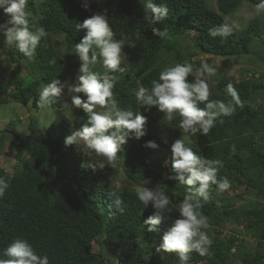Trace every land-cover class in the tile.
<instances>
[{
  "label": "trees",
  "instance_id": "trees-1",
  "mask_svg": "<svg viewBox=\"0 0 264 264\" xmlns=\"http://www.w3.org/2000/svg\"><path fill=\"white\" fill-rule=\"evenodd\" d=\"M241 1L217 0L218 11H214L205 6V0H152L155 5L168 8L166 20L155 25L169 31L171 38L162 40L153 35V26L143 20L146 0H87V8L86 0H28L30 25L43 27L48 37L41 40L29 60L15 46L6 45L0 36V104L14 100L23 105L31 103L38 110L36 101L45 84L56 78L63 82L69 70L74 71L76 78L80 61L75 55V44L85 35V30L76 29V23L106 10L115 39L123 33L130 35L136 45L123 48L126 57L121 67L126 70L112 73L116 78L113 91L122 109L147 117V134L139 140H128L124 151L118 154L117 168L105 166L93 172L80 165L96 158L83 157L74 145L64 143L72 130L87 121L82 109H76L73 122L62 115L46 129L30 122L29 131L23 135L19 134L16 121L9 120L0 132L14 138L18 165L11 173L0 166V178L10 184L0 198V258H5L4 249L19 238L27 240L38 255H47L49 264H176L175 254H156L155 247L178 218L175 206L186 194V186L166 178L172 173L170 165H165L166 160H171L172 143L183 139L198 155L221 160L223 168L218 179L227 177L231 181V188L223 193L213 185L210 200L202 201L201 211L209 218L207 232L213 244L204 256L190 253L188 264H264V106L250 103L253 97L261 96L264 81L258 77L236 80L218 72L208 78L210 99H231L226 86L232 83L243 107H237L230 117L218 118L207 136L182 133L178 117L170 124L164 119L152 123L158 108L143 107L135 97L138 87L150 88L162 70L176 63L193 66L192 58L200 54L218 57L248 53L256 34L253 20L241 33L234 31L224 44L208 35V30L221 24L223 15L234 11ZM246 1L254 5L260 2ZM40 14L46 19H35ZM7 19L0 9V22ZM184 35H189L193 48L180 41ZM58 36L63 38L64 50L55 42ZM54 58L56 63L51 64ZM93 71L104 74L106 70L98 63ZM149 140L155 141L159 150L145 147ZM233 145L235 152L230 150ZM118 175L132 185L117 187L113 179ZM136 186L159 187L172 200L173 213L165 214L166 221L157 232H148L143 225L155 209L136 198ZM234 191L249 192L250 196L235 204ZM111 193L123 200L122 215L110 207ZM228 223L233 227L226 234L224 227ZM246 238L254 243L251 251L243 249ZM240 250L238 262H233Z\"/></svg>",
  "mask_w": 264,
  "mask_h": 264
},
{
  "label": "clouds",
  "instance_id": "clouds-1",
  "mask_svg": "<svg viewBox=\"0 0 264 264\" xmlns=\"http://www.w3.org/2000/svg\"><path fill=\"white\" fill-rule=\"evenodd\" d=\"M87 6L86 0L84 7ZM0 9L8 17L6 21L0 22V36L4 38L6 45L15 46L19 53L31 60L41 40L47 39L48 33L43 27L30 25L28 0H0ZM262 14L264 0L254 6L251 15L255 18ZM167 16L166 5L157 6L152 0H146L143 4V20L153 26V35L162 40L171 38L169 31L167 28L161 30L155 25L165 21ZM35 19L44 20L46 17L40 14ZM76 29L85 30V35L75 44V55L80 61L75 82H62L57 78L51 80L41 88L36 107L47 109L59 104L61 108H67L69 103L62 100L64 90L67 89L71 106L82 109L87 121L66 136L65 145H74L83 157L96 158L84 160L80 165L83 169H91L93 172L105 166L115 169L119 163L118 154L124 151L123 146L128 140H139L147 134V117L131 109H122L113 91L116 78L112 73L126 70L121 67L126 57L123 48L126 45L135 48L136 45L130 35L121 33L120 39H115L116 34L108 22L106 10L104 13L93 14L82 23H76ZM238 29L237 22L225 17L221 24L208 30V35L213 39L219 38L221 44H224ZM135 38H140L139 31L135 33ZM50 63L55 64V58ZM98 63H102L106 70L104 74L93 71ZM216 73L217 68L207 62H201L198 68H194L191 63H176L162 70L158 79L151 81L150 88L138 87L135 97L143 107H157L164 114L166 123L170 124L178 117V127L182 133L207 136L218 118L230 117L235 114L237 107H243L232 83L226 86L231 99H210L212 93L208 78ZM200 104L205 107L201 108ZM144 146L153 150L160 148L152 140L147 141ZM230 150L235 152V145ZM170 154L171 160H166L165 165H170L172 174L166 178L186 186V194L175 206L178 218L163 233L162 242L156 245L155 253L175 254L176 264H188L190 253L204 256L213 244L207 232L210 227L209 218L201 211L202 201L210 200L213 185L218 192L223 193L231 188V181L227 177L218 179L219 170L223 168L221 160L198 155L186 146L183 139L172 143ZM9 187V182L0 178V198L4 197ZM135 195L143 205L147 207L151 204L155 209L153 215L144 219L143 225L148 232L159 231L166 221L165 214L173 213L172 200L159 187L153 189L136 186ZM110 196V207L115 209V213L122 215L125 211L123 200L115 193ZM3 256L5 258H0V264H49L47 255H38L27 240L19 238L4 249Z\"/></svg>",
  "mask_w": 264,
  "mask_h": 264
},
{
  "label": "rangeland",
  "instance_id": "rangeland-1",
  "mask_svg": "<svg viewBox=\"0 0 264 264\" xmlns=\"http://www.w3.org/2000/svg\"><path fill=\"white\" fill-rule=\"evenodd\" d=\"M205 6L208 9L218 11L217 0H205ZM254 4L242 0L237 8L228 13L224 14V17H229L230 20L235 21L239 24V29L236 33H241L247 28L249 23L253 20L256 23L255 32L252 36L250 43V50L248 53H240L233 56H218L211 57L205 54H200L194 59L193 66L198 68L201 62H207L209 65L216 67L218 73H224L231 79L241 80L246 77H258L261 81H264V14L252 18V12L254 11ZM63 38L58 36L55 37V42L59 45L60 50H64L62 45ZM180 41L186 44L188 48L192 47V42L189 35L181 37ZM72 69V68H71ZM23 75V74H22ZM75 82V73L73 70L66 71L64 81ZM261 96H255L251 99L250 103L256 107L258 104L264 106V88L262 89ZM63 101H67L69 106L67 108L50 107L47 109L36 110L31 106V103L23 105L14 100H9L6 103L0 104V130L3 129L5 124L9 120L16 121V126L19 134L23 135L29 131L28 125L30 122H35V125L39 129H46L51 122L56 121L60 116H64L65 119L74 121L76 109L71 106V99L67 93V89L64 90ZM61 118V117H60ZM164 119V114L159 111L157 118L152 123H159ZM154 125V124H153ZM151 127V126H150ZM0 166L7 171V173L13 172L17 168V162L14 158V149L12 135L10 133L0 132ZM14 139V138H13ZM17 164V165H16ZM16 165V167H15ZM101 181L105 178L100 177ZM113 181L117 187L122 185H132L124 176L118 175ZM236 197L233 199V203H242L243 199L250 196L249 192L234 191ZM231 223L225 224L224 233L231 231ZM239 227V226H238ZM241 227V226H240ZM246 246L243 249L251 251L254 248V243L251 239H245ZM94 248H98L97 244L94 243ZM242 252L237 251L236 256L233 257V262H238Z\"/></svg>",
  "mask_w": 264,
  "mask_h": 264
}]
</instances>
